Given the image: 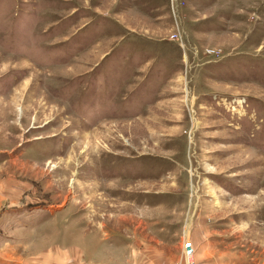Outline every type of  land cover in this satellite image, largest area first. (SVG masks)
<instances>
[{"label":"rangeland","instance_id":"obj_1","mask_svg":"<svg viewBox=\"0 0 264 264\" xmlns=\"http://www.w3.org/2000/svg\"><path fill=\"white\" fill-rule=\"evenodd\" d=\"M185 239L264 264V0H0V255L174 264Z\"/></svg>","mask_w":264,"mask_h":264},{"label":"built area","instance_id":"obj_2","mask_svg":"<svg viewBox=\"0 0 264 264\" xmlns=\"http://www.w3.org/2000/svg\"><path fill=\"white\" fill-rule=\"evenodd\" d=\"M195 255V248L189 239H185L182 246V257L179 261H176L174 264H192V258ZM101 264V263H93Z\"/></svg>","mask_w":264,"mask_h":264},{"label":"crops","instance_id":"obj_3","mask_svg":"<svg viewBox=\"0 0 264 264\" xmlns=\"http://www.w3.org/2000/svg\"><path fill=\"white\" fill-rule=\"evenodd\" d=\"M52 260H46V262H43L42 264H55V263H53L54 261H52ZM0 261H2V264H9L8 262L11 263V261L8 260L7 256L3 257V256L0 255ZM36 261L38 262V260H36ZM14 262H15V264H24L21 260L20 261L19 260H15Z\"/></svg>","mask_w":264,"mask_h":264}]
</instances>
